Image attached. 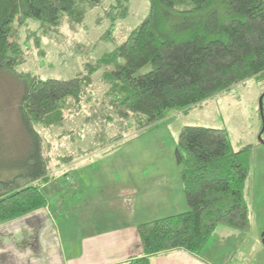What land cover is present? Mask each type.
<instances>
[{
    "label": "trees",
    "instance_id": "trees-1",
    "mask_svg": "<svg viewBox=\"0 0 264 264\" xmlns=\"http://www.w3.org/2000/svg\"><path fill=\"white\" fill-rule=\"evenodd\" d=\"M128 1L0 0V74L23 84L18 113L26 139L23 156L6 159L0 168V226L47 206L44 144L36 127L62 124L70 102L80 101L82 93L78 78L43 80L18 71L25 58L14 40L17 18L53 29L65 19L81 24L90 9L110 3L108 18L122 19L129 15ZM149 3L143 22L95 64L127 114L157 125L171 112L187 113L237 85L264 80V0ZM146 66L150 71L139 73ZM175 157L188 211L139 225L143 256L127 264H151L152 257L175 250L200 255L219 226L250 230L245 197L250 168L227 130L182 128Z\"/></svg>",
    "mask_w": 264,
    "mask_h": 264
},
{
    "label": "rangeland",
    "instance_id": "rangeland-1",
    "mask_svg": "<svg viewBox=\"0 0 264 264\" xmlns=\"http://www.w3.org/2000/svg\"><path fill=\"white\" fill-rule=\"evenodd\" d=\"M127 8V18L111 20L107 15L110 3H105L90 9L81 24L73 25L65 19L53 29L20 16L16 20L14 40L21 44L25 58L18 68L20 73H30L43 80L78 78L82 83L81 99L70 102L62 124L46 129L36 127L44 144L47 182L42 185H46L47 197L54 187L52 181L57 185L62 180L58 179L63 178L72 183L70 174L62 175L65 171L62 169L80 158L121 148H154L155 159L172 162L173 156L168 155L170 151L171 155L175 154L174 133L179 131L180 124L225 129L234 150L245 152L250 168L245 197L251 229L245 233L249 234V243L258 244L252 251L253 261L264 264V120L260 112L261 105L264 110V80H249L192 107L188 112L194 110L188 115L171 112L161 124L147 126L141 117L127 114L125 108L115 104L111 85L102 79L104 71L96 70L99 66L95 65L105 54L117 50L143 22L149 14L150 3L149 0H129ZM150 69L146 66L139 73ZM22 88L23 84L11 75L0 74V168L6 159L22 157L26 148L18 113ZM165 128L169 131L162 136L160 130ZM22 188L23 185L16 190ZM210 240L213 243L212 238ZM235 258L234 264H238L241 258Z\"/></svg>",
    "mask_w": 264,
    "mask_h": 264
},
{
    "label": "crops",
    "instance_id": "crops-1",
    "mask_svg": "<svg viewBox=\"0 0 264 264\" xmlns=\"http://www.w3.org/2000/svg\"><path fill=\"white\" fill-rule=\"evenodd\" d=\"M186 126L192 125L182 123L174 133L177 141ZM160 131L165 136L169 130ZM170 153L173 161L161 162L154 148H121L66 165L62 175L69 173L72 183L52 181L45 208L0 226V264H127L142 257L138 226L188 211ZM248 237L220 226L200 255L175 250L152 257L151 264H234L236 256L238 264H255L258 244Z\"/></svg>",
    "mask_w": 264,
    "mask_h": 264
},
{
    "label": "water",
    "instance_id": "water-1",
    "mask_svg": "<svg viewBox=\"0 0 264 264\" xmlns=\"http://www.w3.org/2000/svg\"><path fill=\"white\" fill-rule=\"evenodd\" d=\"M260 112H261V115H262V119L264 120V110H263L262 105H261V110H260ZM263 131H264V128H263Z\"/></svg>",
    "mask_w": 264,
    "mask_h": 264
}]
</instances>
